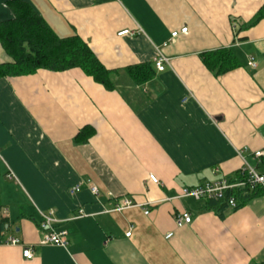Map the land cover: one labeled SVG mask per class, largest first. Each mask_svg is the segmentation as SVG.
Listing matches in <instances>:
<instances>
[{
    "label": "crops",
    "instance_id": "0c3cea01",
    "mask_svg": "<svg viewBox=\"0 0 264 264\" xmlns=\"http://www.w3.org/2000/svg\"><path fill=\"white\" fill-rule=\"evenodd\" d=\"M11 1L0 0V22ZM22 1L120 72L112 90L80 68L0 78V264L263 263L264 188L223 216L179 195L238 178L245 161L264 173V18L252 24L264 0ZM161 48L170 65L158 71ZM221 49L239 66L217 75L205 58ZM11 60L0 42V63ZM148 63L156 74L143 84L125 70ZM86 126L95 133L76 143ZM123 198L136 206L114 210ZM50 212L67 247L39 243ZM180 212L191 222L177 226Z\"/></svg>",
    "mask_w": 264,
    "mask_h": 264
},
{
    "label": "trees",
    "instance_id": "16d2710c",
    "mask_svg": "<svg viewBox=\"0 0 264 264\" xmlns=\"http://www.w3.org/2000/svg\"><path fill=\"white\" fill-rule=\"evenodd\" d=\"M14 17L0 22V42L11 57L10 62L0 63V78L33 73L39 69L65 71L72 68L82 69L88 76L108 90L114 88L113 80L119 74L118 69H108L78 35L61 37L47 24L26 1L10 2ZM264 18V5L259 9L252 24ZM208 67L217 75L224 74L239 66V61L229 49L217 50L207 55ZM130 77L143 84L152 79L156 71L150 63L128 66L125 68ZM95 130L86 126L78 132L74 141L85 143L93 136ZM238 176H242L241 171ZM259 191L248 189L227 193L237 197V207L231 208L227 197L224 199H207L209 205L221 216L227 209H238L255 197ZM260 264H264L260 263Z\"/></svg>",
    "mask_w": 264,
    "mask_h": 264
},
{
    "label": "built area",
    "instance_id": "2783aa9c",
    "mask_svg": "<svg viewBox=\"0 0 264 264\" xmlns=\"http://www.w3.org/2000/svg\"><path fill=\"white\" fill-rule=\"evenodd\" d=\"M141 31V30H138ZM137 32V31H136ZM188 28L184 27L181 30H175L171 33V39L176 38L179 36V34L187 33ZM134 31H131L129 29L122 30L119 32V36L123 35H134ZM168 45V42L164 44V47ZM155 67L158 71L165 70L166 66L170 65V58L165 55L163 52V49H157V57L155 58ZM255 65V63H252ZM263 155L262 151H256L254 153V156L256 158H260ZM241 174L242 176H239L236 179H229V178H221L219 180L215 181H208L201 185L192 187V188H184L182 193L179 195V197H193L198 200L202 199H224L227 196L228 192L232 191H238V190H245L248 189L250 191L257 190L259 187L264 188V173L259 172L254 166H252L249 162L245 161L243 167L241 168ZM150 180L154 183H159V180L154 176H150ZM88 184L90 185V189L93 194L98 195L99 189L94 184H91L90 181H88ZM80 186H76L72 189L71 193H75L79 191ZM228 204L231 208L237 207L238 201L237 197L234 194H231L227 197ZM136 206L134 201L129 198H123L121 199L116 205L114 210H123L129 207ZM146 214H148V211H145ZM84 212L83 210L79 211V216H83ZM42 220L39 223V231L42 232L43 236L40 240L41 245H57L61 247H67L68 246V238L65 231L57 230L55 227V224L57 223V219L54 217V213H41ZM175 222L177 226H183L185 224H188L192 220V216L188 212H180L176 213L174 215ZM127 236L131 235V231L126 234ZM172 234H168V237H171ZM20 240L14 236H10L7 239L8 244L16 245L20 244ZM23 256L27 259H31L33 257V250L31 246L29 245L23 247Z\"/></svg>",
    "mask_w": 264,
    "mask_h": 264
}]
</instances>
